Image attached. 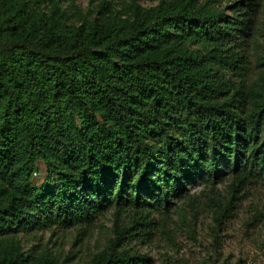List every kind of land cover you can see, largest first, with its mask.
Masks as SVG:
<instances>
[{"label":"trees","instance_id":"obj_1","mask_svg":"<svg viewBox=\"0 0 264 264\" xmlns=\"http://www.w3.org/2000/svg\"><path fill=\"white\" fill-rule=\"evenodd\" d=\"M133 10L120 26L62 34L0 0V264H60L24 256L6 233L41 221L90 225L112 202L118 212L145 199L166 204L198 166L214 170L218 156L236 157L238 142L260 133L264 104L246 123L238 92L221 99L238 62L223 10L197 0ZM38 161L60 180L51 193L31 187ZM118 247L111 241L88 264H148Z\"/></svg>","mask_w":264,"mask_h":264},{"label":"rangeland","instance_id":"obj_2","mask_svg":"<svg viewBox=\"0 0 264 264\" xmlns=\"http://www.w3.org/2000/svg\"><path fill=\"white\" fill-rule=\"evenodd\" d=\"M1 1L22 3L25 15L66 34L83 23L120 26L132 20L134 4L148 10L170 0ZM197 2L223 10L233 28L230 45L238 62L222 77L228 90L221 99L238 92L234 110L247 123L254 104H264V0ZM95 120L102 125L98 116ZM72 121L80 126L76 113ZM261 122L255 141L238 142L236 157L218 156L214 170H199L198 166L166 204L145 199L137 208L118 212L112 202L90 225L63 228L41 221L13 236L6 233V237L20 243L24 256H44L60 264H88L114 240L119 243L118 252L142 255L148 264H264V112ZM210 157L207 153L206 158ZM238 174L243 177L239 184ZM59 185L57 176H49L46 163L38 161L31 187L43 188L48 194ZM110 188L114 195L115 188ZM128 190L138 192L133 185Z\"/></svg>","mask_w":264,"mask_h":264}]
</instances>
